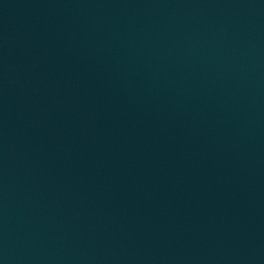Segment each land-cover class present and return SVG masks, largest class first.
<instances>
[{
  "label": "water",
  "instance_id": "1",
  "mask_svg": "<svg viewBox=\"0 0 264 264\" xmlns=\"http://www.w3.org/2000/svg\"><path fill=\"white\" fill-rule=\"evenodd\" d=\"M0 264H264V0H0Z\"/></svg>",
  "mask_w": 264,
  "mask_h": 264
}]
</instances>
